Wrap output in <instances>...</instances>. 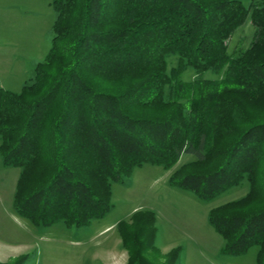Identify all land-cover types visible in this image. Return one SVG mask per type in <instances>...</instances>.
I'll return each instance as SVG.
<instances>
[{
  "label": "trees",
  "instance_id": "1",
  "mask_svg": "<svg viewBox=\"0 0 264 264\" xmlns=\"http://www.w3.org/2000/svg\"><path fill=\"white\" fill-rule=\"evenodd\" d=\"M52 47L20 93L0 88V155L21 169L18 215L38 227L81 228L113 208V184L136 168L174 170L172 187L211 201L222 253L258 247L264 264V0H53ZM250 20V46L228 42ZM178 64L169 70V58ZM191 67L192 81L182 75ZM223 73L221 79L203 74ZM156 215L117 228L128 264H154ZM181 247L164 264H176ZM3 264V263H0ZM10 264H21L16 260Z\"/></svg>",
  "mask_w": 264,
  "mask_h": 264
},
{
  "label": "rangeland",
  "instance_id": "2",
  "mask_svg": "<svg viewBox=\"0 0 264 264\" xmlns=\"http://www.w3.org/2000/svg\"><path fill=\"white\" fill-rule=\"evenodd\" d=\"M53 0H0V88L20 93L30 82L37 64L52 47L57 13ZM246 6L250 0H244ZM255 28L250 20L229 40L230 52L247 49ZM169 70L178 64L168 60ZM223 73L207 71L205 79H221ZM196 77L188 67L182 79ZM1 143V141H0ZM0 155V263L10 264H128L129 253L118 231L122 221L130 222L139 211L156 215L158 254L149 251L154 264H164L173 249L181 247L176 264H256L258 247L241 256L222 253L223 238L209 223L213 208L241 199L248 193L244 181L211 201L178 190L169 183L172 172L195 160L184 154L172 169L145 164L136 168L124 184H113L112 210L100 220L81 228L63 222L38 227L18 215L14 195L21 169L6 167Z\"/></svg>",
  "mask_w": 264,
  "mask_h": 264
}]
</instances>
